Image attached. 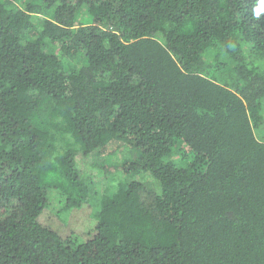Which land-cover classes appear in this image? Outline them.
Here are the masks:
<instances>
[{"label":"trees","instance_id":"1","mask_svg":"<svg viewBox=\"0 0 264 264\" xmlns=\"http://www.w3.org/2000/svg\"><path fill=\"white\" fill-rule=\"evenodd\" d=\"M0 264H264V0H0Z\"/></svg>","mask_w":264,"mask_h":264},{"label":"rangeland","instance_id":"2","mask_svg":"<svg viewBox=\"0 0 264 264\" xmlns=\"http://www.w3.org/2000/svg\"><path fill=\"white\" fill-rule=\"evenodd\" d=\"M130 155L124 151H119L115 154H111L110 156H107L104 165H108L110 169L111 178L112 180H116L115 175L113 174V171H116L118 175H121L120 172L116 169L117 166H120L123 161L129 157ZM99 162L98 156L91 154L88 156H84V158H80V165L83 168V173L86 175H92L94 179L97 180L100 179L102 182H100V188H105L107 185V171L103 166L95 165V163ZM105 183V184H104ZM56 198V205H53L52 208H48V210L45 211L43 215V221L46 223H49L52 221L53 217L55 216V212L58 213L56 210L59 208V205L57 204ZM97 210V205L94 204V200L88 199L86 203H84L79 208H70L66 213H63V216L66 218V221L69 223L68 226L71 228L77 229L78 232L83 233L82 231L87 230L96 222L95 212ZM66 224H62L61 228L64 231L65 227H68ZM66 231V230H65ZM68 232V231H66Z\"/></svg>","mask_w":264,"mask_h":264}]
</instances>
